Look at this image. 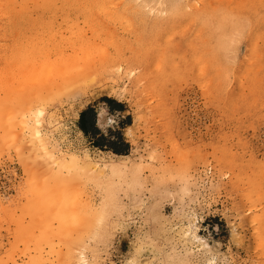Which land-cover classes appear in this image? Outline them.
<instances>
[{
    "label": "rangeland",
    "instance_id": "1",
    "mask_svg": "<svg viewBox=\"0 0 264 264\" xmlns=\"http://www.w3.org/2000/svg\"><path fill=\"white\" fill-rule=\"evenodd\" d=\"M0 264H264L262 0H0Z\"/></svg>",
    "mask_w": 264,
    "mask_h": 264
},
{
    "label": "trees",
    "instance_id": "2",
    "mask_svg": "<svg viewBox=\"0 0 264 264\" xmlns=\"http://www.w3.org/2000/svg\"><path fill=\"white\" fill-rule=\"evenodd\" d=\"M102 102L106 103L111 112L124 111V103L113 98L103 97ZM97 111L93 106L87 107L80 114L79 127L88 136L94 146L101 150L111 151L116 155H128L131 149L130 142L127 141L123 132L116 128H110L108 133L97 127Z\"/></svg>",
    "mask_w": 264,
    "mask_h": 264
},
{
    "label": "bare ground",
    "instance_id": "3",
    "mask_svg": "<svg viewBox=\"0 0 264 264\" xmlns=\"http://www.w3.org/2000/svg\"><path fill=\"white\" fill-rule=\"evenodd\" d=\"M49 1L51 2V0H49ZM57 1H58V0H57ZM57 4H58V3H57ZM57 4H54V5H57ZM36 5H37V4H36ZM40 6H41V5H40ZM55 7H57V6H55ZM53 8H54V7H53ZM57 8H58V7H57ZM49 9H50V8H49ZM51 10H52V9H51ZM55 11H56V10H55ZM43 44H44V43H43ZM36 45H37V44H36ZM47 46H48V44H47ZM48 47H49V46H48ZM31 48H32V47H31ZM31 48H30V49H31ZM41 48H42V45H41ZM44 48H45V47H44ZM84 48H85V47H84ZM32 49H33V48H32ZM34 49H35V48H34ZM37 49H38V48H37ZM37 49H35L34 51H37ZM39 49H40V48H39ZM50 49H51V48H50ZM50 49L48 50L49 52H50ZM38 51H39V50H38ZM85 51H86V49H85ZM80 52H81V51H80ZM33 53H34V52H33ZM69 53H70V52H69ZM69 53H68V54H69ZM86 53H90V52H86ZM44 54H45V53H44ZM30 55H31V54H30ZM46 55H48V53H46ZM46 55H44V56L47 57ZM60 56L62 57V55H60ZM76 56H77V55H76ZM78 56H79V55H78ZM78 56H77V57H78ZM85 56H86V55H85ZM89 56H90V54H89ZM31 57H32V56H31ZM63 57H64V56H63ZM69 57H70V56H69ZM29 58H30V57H29ZM38 58H39V57H38ZM48 58L50 59V57H48ZM53 58H54V57H53ZM59 58H60V57H59ZM83 58H84V57H83ZM87 58H88V55H87ZM30 59H31V58H30ZM30 59H29V60H30ZM66 59H67V58H66ZM32 60H33V59H32ZM32 60H31V61H32ZM54 60H57L56 57H55ZM54 60H53V61H54ZM71 60H72V59H71ZM83 60H84V59H83ZM85 60H86V59H85ZM31 61H30V62H31ZM38 61H39V62H40V61L42 62V60H38ZM64 61L66 62V60H64ZM78 61H79V60H78ZM21 62H22V61H21ZM28 62H29V61H28ZM35 62H36V59H35ZM45 62L48 63L49 60L47 61V59H46V60L43 61V63H45ZM51 62H52V61H51ZM51 62H50V64H51ZM70 62H71V61H70ZM79 62H80V61H79ZM87 62H89V61H87ZM23 63H25V62H23ZM47 63H45V64L48 65ZM52 63H55V62H52ZM25 64H26V63H25ZM28 64H29V63H28ZM32 64H33V62H32ZM45 64H41V63H40L41 66H42V65L45 66ZM61 64H62V63H61ZM70 64H71V63H70ZM74 64H75V63H74ZM23 65H24V64H23ZM23 65H22V66H23ZM33 65H35V64H33ZM33 65H32V66H33ZM40 65H39V68H41V70H42V67H40ZM30 66H31V64H30ZM44 66H43V67H44ZM51 66H54V64H52ZM51 66H50V67H51ZM75 66H76V65H75ZM88 66H89V65H88ZM24 67H25V66H24ZM36 67H37V66H36ZM46 67H47V66H46ZM46 67H45V68H46ZM48 67H49V66H48ZM55 67H57V65H56ZM68 67H69V66H68ZM76 67H77V66H76ZM83 67H84V66L82 65V69H84ZM25 68H26V67H25ZM28 68H29V67H28ZM31 68H34V67H31ZM39 68L37 67V68H34V69H37V70H38ZM45 68L43 69L44 71H46V69H47V68H46V69H45ZM48 69H49V68H48ZM51 69H52V68H51ZM51 69H49V70H51ZM53 69H54V68H53ZM53 69H52V70H53ZM55 69H57V68H55ZM59 69H60V67H59ZM82 69H80V70H82ZM100 69H101V68H100ZM28 70H30V68H29ZM32 70H33V69H32ZM32 70H31V72H32ZM43 70H42V71H43ZM74 70H75V69H74ZM77 70H78V69H77ZM80 70H78V72H79ZM89 70H90V69H89ZM33 71H34V70H33ZM38 71H39V70H38ZM70 71H72V70L70 69ZM39 72H40V71H39ZM56 72L58 73V71H56ZM63 72H64V70H63ZM90 72H91V71H90ZM90 72L88 71V73H90ZM100 72H101V71H100ZM32 73H34V72H32ZM35 73H36V70H35ZM41 73H42V72H41ZM75 73H76V72H75ZM80 73H81V72H80ZM29 74H31V73H29ZM69 74L71 75V73H68L67 76H69ZM73 74H74V73H73ZM78 74H79V73H78ZM86 74H87V73H86ZM52 75H53V74H52ZM65 75H66V74H65ZM33 76H34V75H33ZM58 76H59V75H58ZM87 76H88V75H87ZM55 77H56V76H55ZM62 77H63V76H62ZM79 77H80V76H79ZM90 78H91V77H90ZM51 79H52V78H51ZM53 79H55V78H53ZM57 79H58V78H57ZM79 79H80V78H79ZM86 79H87V78H86ZM54 81H55V80H54ZM93 81H94V80H93ZM95 81H96V79H95ZM57 82H58V81H57ZM76 82H77V81H76ZM90 82H91V81H90ZM65 83L67 84L66 81H65ZM73 83H74V82H73ZM78 83H79V82H78ZM75 84H76V86H77V85H78V86L80 85V84H77V83H75ZM43 85H44V84H43ZM58 85H59V84H58ZM88 85H89V84H88ZM92 85H93V84H92ZM64 86H65V85H64ZM66 86H68V85H66ZM76 86H74V87H76ZM70 87L72 88V86H70ZM61 88H62V87H61ZM67 88H68V87H67ZM79 90H80V89H79ZM79 90H78V91H79ZM86 90H87V89H86ZM66 91H67V89H66ZM69 91H71V90H69ZM64 92H65V90H64ZM63 94H64V93H63ZM43 95H44V94H43ZM39 96H40V95H39ZM53 96H54V95H53ZM54 97H55V96H54ZM48 98H49V96H48ZM56 98H57V97H56ZM30 99H31V98H30ZM41 100H43V99H41ZM35 101H36V99H35ZM46 101H47V100H46ZM48 101H49V100H48ZM44 102H45V101H44ZM44 102H43V103H44ZM41 104H42V101H41ZM44 104H45V103H44ZM34 105H35V104H34ZM31 108H33V107H31ZM32 111H33V110H32ZM32 111L30 110L31 114H34V113H32ZM37 112H38L39 115L37 114ZM42 112H44V111H42ZM42 112H41V110H40V111H36V113H35V114H37L36 121H37L38 123H39L41 120L39 119V120H40V121H39V120H37V119H38V117L41 115ZM42 115H43V114H42ZM99 116H101V118H102V117H104V114H101V115H99ZM101 120H102V119H101ZM34 136L36 137V138L34 137V139H37V146H36V144H34V146H35L37 149H39V151H40V148L42 149V151H43V150L47 151V150H48L47 141H46V139L41 135V132H40L39 129H36V130H35ZM33 141H36V140H33V139H32V142H33ZM33 148H34V147H33ZM49 150H50V149H49ZM35 151H36V150H35ZM50 153H51V152H49V154H50ZM40 154H43V153L41 152ZM46 155H48V154H46ZM117 156H119V157H126L127 155L125 154V155H117ZM52 159H54V158H52ZM56 159H58V158H56ZM56 159H55V160H56ZM59 159H60V158H59ZM67 159H68V158H67ZM70 159H71V162L73 163V164H72V163L70 162L71 165H72V167L80 166L79 163H78V165L76 164V157H75V156L72 157V158H69V160H70ZM62 160H63V158H62ZM69 160H68V161H69ZM58 161H59V164L56 163V162H58ZM58 161H55V163H54V161H52V162H53L55 165L57 164V166H59V167H61V166L63 165L64 167H62V169H63V168L65 169V168H66L65 165H66L67 163H63L62 165H60V163H62V162H60L61 160H58ZM64 161H66L65 158H64ZM77 161H79V159H77ZM81 162H83V160H81ZM70 163L68 162L67 166H69V167L71 168V166L69 165ZM74 164H75V165H74ZM80 164H82V163H80ZM83 164H84V162H83ZM69 167H68V168H69ZM57 169H58V168H57ZM62 169L59 168V170H62ZM73 169H74V168H73ZM65 170H66V169H65ZM75 170H76V169H75ZM69 171H70V170H69Z\"/></svg>",
    "mask_w": 264,
    "mask_h": 264
},
{
    "label": "crops",
    "instance_id": "4",
    "mask_svg": "<svg viewBox=\"0 0 264 264\" xmlns=\"http://www.w3.org/2000/svg\"><path fill=\"white\" fill-rule=\"evenodd\" d=\"M108 110H109V108H108ZM110 111V110H109ZM120 112V111H119ZM96 125H97V127L98 128H100L101 129V127L99 126V124H98V118H97V123H96ZM78 126H79V124H78ZM79 129H80V131L86 136V134L83 132V130L79 127ZM102 130V129H101ZM103 131V130H102ZM104 132V131H103ZM128 141V140H127Z\"/></svg>",
    "mask_w": 264,
    "mask_h": 264
},
{
    "label": "snow or ice",
    "instance_id": "5",
    "mask_svg": "<svg viewBox=\"0 0 264 264\" xmlns=\"http://www.w3.org/2000/svg\"><path fill=\"white\" fill-rule=\"evenodd\" d=\"M262 4H264V0H262ZM115 121L111 117L108 118V123L113 124Z\"/></svg>",
    "mask_w": 264,
    "mask_h": 264
}]
</instances>
